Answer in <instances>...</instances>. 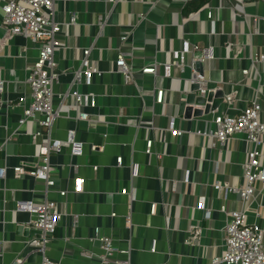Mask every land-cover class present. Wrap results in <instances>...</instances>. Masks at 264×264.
I'll use <instances>...</instances> for the list:
<instances>
[{
	"label": "crops",
	"instance_id": "1",
	"mask_svg": "<svg viewBox=\"0 0 264 264\" xmlns=\"http://www.w3.org/2000/svg\"><path fill=\"white\" fill-rule=\"evenodd\" d=\"M209 12L212 19L206 17ZM54 21L62 26L63 48L55 55L61 75L53 103L60 117L48 135L64 141L74 131L83 153L62 149L51 154L53 187L29 176L15 177V167L34 166L44 141L32 139L40 131L37 121L18 124L28 108L26 78L38 47L24 37L6 35L0 13V169L6 171L0 176V264L18 259L41 264L40 254L26 247L31 216L16 208L18 201L45 199L60 203L65 213L46 252L60 264H98L102 250L94 240L96 229L113 240L114 258L128 264H212L225 248L227 214L239 202L236 194L214 186L244 185L241 166L248 146L242 135L224 145L207 137L212 116L186 119L177 105L190 90L196 51L208 53L200 63L210 86L236 94L231 114L251 105L257 88L264 94V64L253 60L264 49V0H56ZM185 43L188 65L181 73L172 66L173 54ZM86 48L101 75L94 76L90 87L97 107L82 110L97 115L96 125L75 120L71 95L89 90L74 79ZM120 53L133 68L132 87L114 72ZM152 65H157L155 74H142V68ZM245 69L248 75L242 73ZM157 88L164 90L161 105L155 101ZM58 94L66 95L65 101ZM262 110L264 122V101ZM172 120L184 131L181 137L167 131ZM147 141L153 142L150 155L145 153ZM78 177L85 181L84 192L74 194ZM124 189L127 195L121 193ZM62 190L68 191L66 197L60 196ZM246 208L248 222L264 230L262 188Z\"/></svg>",
	"mask_w": 264,
	"mask_h": 264
},
{
	"label": "built area",
	"instance_id": "2",
	"mask_svg": "<svg viewBox=\"0 0 264 264\" xmlns=\"http://www.w3.org/2000/svg\"><path fill=\"white\" fill-rule=\"evenodd\" d=\"M56 0H1L0 13L3 29L6 35L21 36L29 39L38 47V55L32 69L26 78V83L31 88V95L28 108L24 109L22 117L18 124L23 125L27 121H37L40 131L32 135L33 140L43 138L44 141L39 146V154L34 166L29 170H24L21 166L14 168L15 177L20 178L29 176L35 180L43 182L48 188L55 186L50 171V156L53 153H60L62 149H69L72 155H81L83 153V144L77 140L74 131L68 133L66 140H51L48 132L55 120L60 117V112L54 108V99L57 94L54 87L59 83L60 71L55 60L56 53L63 48L61 45L60 33L62 26L54 21V10ZM107 3L114 4L116 0H106ZM208 19H212L211 12L207 13ZM101 20L99 23H101ZM75 22V17L72 18ZM122 40H126L123 37ZM184 49L173 54V65L181 73L187 67L186 55L188 53L187 43ZM239 51V50H238ZM196 52H200L201 58L196 59ZM193 53L192 62H204L207 58L206 51H196ZM254 62L264 64V49L260 55L255 57ZM167 70L171 65H165ZM157 65L144 67L141 69L142 74H155ZM116 75L123 77L124 83L134 84L133 68L128 66L124 54L120 53L115 61ZM248 75L250 70L242 71ZM194 74V72H193ZM100 76L101 73L96 63L91 59V48L83 50V59L81 67L74 73V79L78 83H83L89 89L87 93L73 91L72 97L75 99L74 110L76 111V121H84L92 125L100 123L97 115H90L84 112V107H97V96L90 91L93 85L94 76ZM197 83L199 88L196 92L197 97H207L209 93H215L220 90L217 87H211L208 80L203 74H197V80H190ZM3 85L0 82V90ZM66 95L58 94V99L65 101ZM236 94H225L220 107L209 112L212 116L211 127L206 136L215 139L221 145L237 135H242L247 143V160L241 166V176L244 179V185L240 187L229 184L217 183L215 190H224L226 193H234L238 196L239 202L237 209L229 212L228 222L224 228V251L223 254L212 259V264H264V230L259 224L248 222L247 208L248 203L253 199L258 189L264 190V155L262 147L264 145V122L261 119L262 102L264 94L257 88L255 97L251 105H247L236 114H231L233 102L236 100ZM164 90L157 88L155 90V101L158 105L163 103ZM194 108L204 109L205 105H193ZM36 116L41 119L36 120ZM204 117V116H203ZM167 131L175 137H181L184 131L177 129L174 121L169 123ZM44 136L46 138H44ZM152 141H147L145 153H152ZM122 163V158L117 159V164ZM94 169L97 170V167ZM5 169H0V176L5 177ZM188 183V179H185ZM84 179L78 177L74 179L72 191L74 194L84 192ZM123 195H127V190H122ZM61 197H66L68 191H60ZM202 199L199 207H202ZM155 205L151 206V213L155 211ZM17 211L27 213L31 216L27 227L31 232L30 238L26 241V247L31 252H37L41 257V264H60L59 261L52 260L47 255L48 245L52 242L54 235L64 216L60 203L45 199L41 202L18 201ZM225 212V209H222ZM199 235V233H197ZM94 240L101 245L102 253L97 258L98 264H128V261H122L114 258L116 249L113 240L100 235L99 229L95 230ZM83 256H88L83 252ZM23 259H18L15 264H23Z\"/></svg>",
	"mask_w": 264,
	"mask_h": 264
},
{
	"label": "water",
	"instance_id": "3",
	"mask_svg": "<svg viewBox=\"0 0 264 264\" xmlns=\"http://www.w3.org/2000/svg\"><path fill=\"white\" fill-rule=\"evenodd\" d=\"M196 59L201 58L200 52H196ZM192 69L194 74L192 75V80H197V74H203L202 64L198 61L192 62ZM199 85L197 83H192L189 92L183 93L180 96L178 102L179 114H182L186 119H197L209 114L210 111L215 110L220 107L225 93L223 90H217L215 93H209L207 97H197V90ZM193 105H205L204 109L194 108Z\"/></svg>",
	"mask_w": 264,
	"mask_h": 264
}]
</instances>
